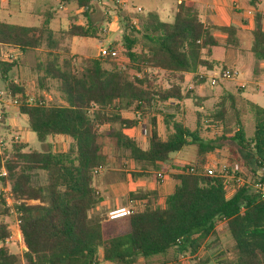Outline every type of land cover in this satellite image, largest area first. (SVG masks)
I'll return each mask as SVG.
<instances>
[{"label":"trees","instance_id":"16d2710c","mask_svg":"<svg viewBox=\"0 0 264 264\" xmlns=\"http://www.w3.org/2000/svg\"><path fill=\"white\" fill-rule=\"evenodd\" d=\"M261 1L247 0L255 10L250 53L256 63L264 62V16L256 11ZM75 2L85 9V16L94 11L90 0ZM122 13L119 9L124 20L123 55L127 62L118 65L110 55L83 58L80 69H71L69 59L59 62L55 51L64 36L103 39L105 29H100L99 24L87 20L85 25H71L57 35L49 28L48 16L35 27L0 22V53L4 49L20 54L44 49L48 59L36 65L37 83L44 87L47 80H54L60 94L56 104H47L41 96L26 104L28 96L23 85L10 76L17 61H3L0 57V83L10 98L19 100L18 113L27 118L30 130L43 145L42 150L35 151L27 150L22 143H12L8 150L0 152V183L7 186L14 201L24 248L21 255L9 251L4 242L10 232L1 218L0 264H153L157 257L162 264H177L181 256L193 257L190 264H264V201L258 200L248 186L234 190L228 197L224 181L204 172L207 155L228 139L204 141L199 112L193 130L177 121L174 113L166 112L178 108V104L166 105L169 101L179 103L192 95L191 88L182 90L185 74L193 75L196 87L205 81L197 75L198 70L214 68L215 63L209 60L212 49L218 46L213 28L200 20L190 0L176 4L169 23L154 12ZM110 22L111 17H106V24ZM222 30L225 45L237 48V29L229 26ZM64 51L68 55L67 46ZM152 72L166 74L170 85L156 88ZM228 96L225 97L232 99ZM244 101L253 118V134L245 137L237 116V129L229 139L234 146H228L231 157L227 163L243 164L255 172L251 166L264 167V106ZM123 113H130L132 118H124ZM156 114L162 116L165 138L157 132ZM226 114L222 97L208 119L211 125L219 122L223 126ZM141 119L148 122L145 149L132 136ZM55 136L70 139L68 150H52L46 140ZM108 139L115 149L127 152L129 160L141 164L143 170L167 172L169 156L189 146L196 147V158L192 163L173 167L178 173L172 178L178 185L161 206L155 193H132V201H145L143 208L108 220L106 214L90 215L102 200L92 186L93 179L112 158L105 152ZM38 172L45 174L43 185L33 181ZM157 173L150 176L158 182ZM30 201L38 204H29ZM0 206L1 217L9 216L2 194ZM220 222L232 240L222 249L216 230ZM208 238L212 241L206 249L215 252L196 258Z\"/></svg>","mask_w":264,"mask_h":264},{"label":"rangeland","instance_id":"374dc122","mask_svg":"<svg viewBox=\"0 0 264 264\" xmlns=\"http://www.w3.org/2000/svg\"><path fill=\"white\" fill-rule=\"evenodd\" d=\"M54 6L60 5V0H50ZM124 6L123 4H119V6L123 9V7L128 8L130 2L138 5L144 9V13L146 12H156L159 19L163 22L169 23L171 19L167 17V14L161 10L160 2L157 0H125ZM57 4V5H56ZM264 6V0L258 5L259 9H262ZM60 7V6H59ZM95 12L92 13V19L95 24L100 25V29H105L103 39H90V38H78L75 37L73 40V52L77 55L70 56L66 55L64 49L68 45V41L64 36L61 38V42L59 45V49L55 51V54L59 57V62L62 60L69 59L71 69H80L82 65V59L85 55H92L91 50L94 49L93 53L99 55V48L108 49L112 47V51L116 53V56L111 58L110 60L115 62L118 65H123L127 62L125 56L123 55L124 51V43H123V16L120 17L119 7L112 3V0H103L99 5L95 6ZM73 9L70 10L72 12ZM47 11H39L36 10L32 16L29 14H22L20 19L16 16V14H12L11 17H4L1 21L8 24L22 25V26H38L44 20V14ZM66 13V12H65ZM111 17L110 24L115 20L117 24L116 32H111L109 30V25L106 24V17ZM57 24L55 19L50 22V29L52 31L57 30ZM115 29V27H113ZM60 32H58L59 34ZM57 34V35H58ZM112 34L107 40L108 35ZM105 39V40H104ZM247 42L245 39L241 43L240 49L237 50H225L224 47H217L213 50L211 60L215 61L216 66L213 71H204V74L207 76L205 78L204 83L193 86L192 78L193 76L190 74H186L184 78V82L182 84V90L186 92L190 88L193 93L188 99H184L181 103L175 101H169L167 104L172 107L178 104V108L176 111L166 110V112H172L175 115L177 121H181L185 124L186 127L193 130L196 128V112L200 113V135L204 141H214L219 139L220 137H225L228 139L225 142H222V145L219 146L214 152L207 155V166L214 164L215 166L221 165L228 162L231 154L229 153L228 146H234L230 138L234 135V132L237 129L236 125V117H239V121L244 128L245 137L250 138L253 134V118L247 110L244 99H247L258 106H264V77L261 75L258 80L253 81L249 78L250 68L247 69V72L243 73L242 64L244 63L243 59L248 60V62L254 61L253 56L249 60L246 52ZM13 56L15 61H17L18 66L14 67V70L11 71V78L18 83L21 82L25 85L26 90L28 92V97L37 98L39 96L44 98V101L47 104H56L59 102V96L57 86L58 83L54 80H47L44 83V87H41L37 83V73L35 71L36 65L40 62H46L48 57L45 50H40L37 52L26 53L22 55L19 52H13ZM235 55V61L231 59V55ZM80 55V56H78ZM226 68V69H225ZM221 70H230L237 72V76L232 80L226 81H218V83L214 86L210 84V77L213 73L220 72ZM132 73V72H131ZM41 75V73H40ZM151 80L153 81V85L156 88L165 89L170 85L168 77L166 74L162 72H152ZM243 84L244 89L242 92L238 90L239 86ZM257 88V90H254ZM2 90V85H0V91ZM232 96V99L226 98L225 96ZM225 99V107L227 109L225 125L221 126L220 123H214L211 125V119H208V116L218 109L219 102L221 98ZM229 97V96H228ZM199 103V104H198ZM231 103H233V108H231ZM18 105H13L9 100H0V112L2 114V118L0 119V152L4 150H8L12 143H22L26 146L27 150H35L40 151L43 149V145L37 140L36 135L30 130L27 118L25 116H21L18 113ZM123 117L130 118L131 114L123 113ZM161 117V116H160ZM160 120L159 132L162 138H165L167 132L163 125V121ZM106 129V128H105ZM48 143L54 142L55 147L52 150L55 151H66L68 150L70 143L54 140L51 141L50 138L47 139ZM139 144L142 148H145L146 142L145 138H139ZM218 143V142H217ZM50 145V144H49ZM25 149V151H26ZM105 152L110 154L112 159L110 164L98 171V174L94 177L92 186L93 188H98L99 184L102 182V179L105 176L110 178L116 177H125V174H135L142 165L137 164L129 160L128 153L121 151L119 149H115L114 144L109 139L106 140ZM196 155V147L189 146L183 149L181 152L171 154L170 161L172 163H178V161H190ZM245 172L246 171L244 168ZM255 167V168H254ZM251 168L256 169V166H251ZM260 173V172H258ZM249 174V173H248ZM262 174V173H260ZM259 174V175H260ZM35 177L33 178L34 183L43 185L45 184V174L42 172L35 173ZM130 176V175H129ZM248 176V175H247ZM131 178V184L132 177ZM255 178V177H254ZM253 176L247 178L250 182L251 179H254ZM133 188V187H131ZM130 188V189H131ZM141 190H139L140 192ZM143 191V190H142ZM134 192V190L132 191ZM0 194L4 196L6 207L9 208V216L1 217L4 222L7 223L8 229L10 232V236L6 239L7 242L5 245L8 247L11 253H15L17 255H21L24 251V248L20 243V236L18 231V220L17 214L15 213V209L13 207L14 201L12 200L7 186H3L0 183ZM127 200V195L125 197ZM29 204H38V202L30 201ZM130 209L135 210L134 204L129 205ZM2 211V207L0 206V213ZM101 212L103 216L107 213L106 209H102ZM217 235L220 241L221 248L230 246L232 244V240L225 228L224 223L220 222L217 225ZM212 241V238H208L204 245L199 250V257H203L205 255H209L210 252H215V250L206 249L207 245H209ZM190 257L185 258L184 260L178 259L177 264H190ZM139 264V263H138ZM153 264H162V259L157 257L153 261Z\"/></svg>","mask_w":264,"mask_h":264},{"label":"crops","instance_id":"0c3cea01","mask_svg":"<svg viewBox=\"0 0 264 264\" xmlns=\"http://www.w3.org/2000/svg\"><path fill=\"white\" fill-rule=\"evenodd\" d=\"M75 1L76 0H66V2H63L62 0H60L61 4L60 5L56 4L57 6H54L50 0H0V22H2L1 20L4 17H11L12 14H16V16L18 17L16 19H20L19 17H21L22 14H29L30 16H32L34 13H36V10L47 11L44 14V17L46 16L50 17V22L53 19H55V22L57 24L56 26L57 30L53 32H55L56 34L58 32L66 31L71 25H85L87 23V20L93 22L92 13H94L96 9L94 8V11L91 14H89L88 16H85L83 14L82 9L76 5ZM157 1L160 2L161 10L165 12L167 14V17L170 18L172 21L174 12L176 10V4L179 3L180 0H157ZM190 2L194 5L195 9L197 10L200 20L203 23H206L213 28L212 29L213 36L218 41L217 47H220V46L224 47L225 50L227 51H230L233 49L225 45L226 34L222 30L225 27L233 26L237 29L236 36L239 41V46L233 50L240 49L241 43L245 39V41L247 42V47L245 50L247 52V56L249 60L251 59V56H252V54L250 53V47L252 43L251 31L253 30V26H254L253 15H254L255 10L248 5L247 0H190ZM122 6H124V4ZM71 9H73L72 12H70ZM119 9L126 15L133 14V13L145 15L149 13V12L144 13V9L142 7L135 5L132 2H130L128 8L123 7L122 9L119 6ZM137 9H140V11L138 12ZM256 11L261 12L264 16V6L262 9L257 8ZM115 20L112 22L111 25H109V30H111V32L113 33L116 32L118 28L116 27L118 23H116ZM50 22H49V28H50ZM131 23L134 25L135 20H132ZM12 25H15V24H12ZM27 27H35V26H27ZM113 27H115V29ZM262 27L264 30V19L262 22ZM111 35L112 34L108 35L107 38L105 39L107 40ZM74 38H70V39L66 38L68 41V45H67L68 55H70L71 57L77 55L73 52V45H72L73 40L72 39ZM215 48L212 49V53ZM4 50L15 52L10 49H4ZM93 51L94 49L91 50L92 55H85L83 56V58L97 57V54L95 53L94 55ZM212 53H211V56H212ZM22 55H25V54H21V56ZM235 58L236 57L234 54L231 55V59L233 60V62L235 61ZM209 60L212 61L211 57ZM243 61H244V63L242 64L243 73L244 72L246 73L247 69L249 68L251 69L250 70L251 73L248 76L249 78H251L253 81H256L259 79L261 75H263L264 77V62L256 63L252 61L251 63V61L248 62V60L246 62L245 59H243ZM213 62L215 63V61ZM215 66H216V63L214 65V68ZM214 68L211 71H213ZM13 70L14 68L11 71ZM203 70L208 71L206 69L200 68L197 72V75L199 76V78H204V76L207 77L204 74ZM14 82L18 83L15 80ZM18 84L23 85L25 89V95H28L25 85L22 84L21 82H19ZM0 85L2 84L0 83ZM239 88L244 89L245 87L243 84H241ZM2 90H4L3 85H2ZM254 90H257V88H255ZM160 116H161L160 114L155 115L156 125H157L156 127H157V132L159 135H160L159 118L162 120V116L161 117ZM130 118H132V115ZM142 127H145L147 129L146 135L143 134ZM147 133H148V122L146 119H141L139 125L132 131V136L138 143H139L138 141L139 138H145V142L147 145ZM49 138L51 141L58 140V141H63L65 143L68 142L71 144L70 139L65 136H55V137H49ZM46 143L50 144L52 148L54 149L55 147L54 142L48 143V141L46 140ZM57 152H62V151H57ZM195 158H196V155L190 161H178V163H172L169 157L165 165L168 171L163 172L166 175V177L161 183L153 180L150 176V174L152 173L154 174L159 171L155 172L154 170H151L149 168H145V170H143L140 167L137 171H135V174H125L124 178L123 177H116V178L113 177V178L108 179V176H105L102 179V182L99 184V187L95 189L97 194L102 200L93 210H91L90 215H97L101 217L103 216V213L101 212L102 209H106L108 213L110 210H114L117 208L130 209L129 207L130 204H134L136 208L135 210H141L143 208L145 201H141V200L132 201V199L130 198V195L132 193H155L157 197L156 202L158 205L161 206L163 204L164 198L170 195L174 191L175 187L178 185V181L172 178V175H176L178 173V171L173 169V167H181L185 164L192 163L195 160ZM139 173H143L146 175L139 177L137 175ZM129 175L132 177L133 184H131V178ZM133 190L134 192H132ZM139 190L141 191L139 192ZM232 193L233 192L228 193L227 196L228 197L231 196ZM126 195L128 197L127 200H125ZM130 210H133V209H130ZM107 213H106V217H107Z\"/></svg>","mask_w":264,"mask_h":264},{"label":"built area","instance_id":"2783aa9c","mask_svg":"<svg viewBox=\"0 0 264 264\" xmlns=\"http://www.w3.org/2000/svg\"><path fill=\"white\" fill-rule=\"evenodd\" d=\"M102 1L103 0H90V4L93 6H96V5H99ZM112 3L115 5L125 4V0H112ZM84 10L85 9H82V11H84ZM137 11L139 12L140 9H137ZM13 54L14 53L12 51L1 50V53H0L1 60L11 61L14 59ZM107 55H110L111 58H113L116 56V53L112 50L110 51L109 49H102V48L99 49V55L98 56L104 57ZM236 76H237V73L234 71L221 70L220 72L213 73L211 75L210 84L212 86H214L220 80H222V81L232 80ZM1 99L2 100L3 99L9 100L12 102L13 105L19 104V100L17 98H10L9 93L6 92L5 90L0 91V100ZM32 101H33L32 98L28 97L25 100V103L29 104ZM1 118H2V114L0 112V119ZM146 130L147 129L145 127H142V132L144 135H146ZM245 170L248 171L246 168H245ZM253 170L255 172H252V171L245 172L243 169V166L241 164H238V163H233L231 165H229L228 163H224V164L217 165V166H215L214 164H211L208 166L205 165V167H204V172L207 176L214 177V178H220L224 181L225 190H226L227 194L230 192H233L234 190H236L240 187L248 186L251 189V191L257 196L258 200L264 201V167H257L256 169H253ZM258 172H260L262 174H260ZM95 173H97V172L95 171ZM156 176H157L158 182H160V183L166 177V175L164 173H160V172L157 173ZM251 176H253V178L254 177L255 178L251 179V182H250L247 178L250 179ZM131 213H132V211L130 209L117 208L114 210H110L107 213V219L108 220H115V219H119V218L128 216ZM6 242H7V240H5L4 244ZM195 257L199 258V255L197 254ZM185 258H187V257H184V256L180 257L181 260H184ZM190 258H193V257H190ZM211 264H220V263L213 262Z\"/></svg>","mask_w":264,"mask_h":264}]
</instances>
